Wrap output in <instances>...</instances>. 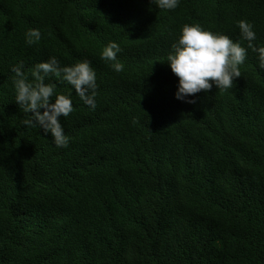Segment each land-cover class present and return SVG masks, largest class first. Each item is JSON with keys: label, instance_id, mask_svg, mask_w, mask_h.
<instances>
[{"label": "trees", "instance_id": "1", "mask_svg": "<svg viewBox=\"0 0 264 264\" xmlns=\"http://www.w3.org/2000/svg\"><path fill=\"white\" fill-rule=\"evenodd\" d=\"M240 20L264 46V0H0V264H264V69ZM185 24L247 49L232 89L176 98ZM113 41L121 72L101 59ZM52 56L97 78L95 110L45 80L72 100L66 148L15 101L12 68L33 82Z\"/></svg>", "mask_w": 264, "mask_h": 264}, {"label": "clouds", "instance_id": "2", "mask_svg": "<svg viewBox=\"0 0 264 264\" xmlns=\"http://www.w3.org/2000/svg\"><path fill=\"white\" fill-rule=\"evenodd\" d=\"M152 3L160 9L174 10L179 0H152ZM237 25L241 39L247 41V49L257 53L259 68L264 69V46L257 47L254 43L256 33L253 25L246 20L238 21ZM25 36V43L29 46L41 39L38 29H30ZM172 49L167 62L179 79L175 96L186 103H195L194 99L187 98L201 91H210L213 84L222 91L232 89L236 78L242 76L240 65L244 64L247 55V49L228 35L205 30L198 24L183 25L178 42L172 45ZM120 51V45L113 41L101 52V59L111 62L110 66L116 72L123 70V64L117 60ZM22 67L21 63L12 68L15 73V101L24 113L29 114L22 123L28 127L41 128L44 133L50 132L54 145L66 148L69 137L65 135L60 117H68L73 112L72 100L64 94H56V85L45 83V80L55 76L61 82H67L79 98L95 110L98 88L95 71L87 60L72 66H61L58 59L52 56L48 61L35 65L31 71L33 82H29ZM53 98L54 103L51 102ZM137 122L134 118L133 123Z\"/></svg>", "mask_w": 264, "mask_h": 264}]
</instances>
